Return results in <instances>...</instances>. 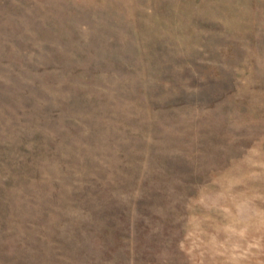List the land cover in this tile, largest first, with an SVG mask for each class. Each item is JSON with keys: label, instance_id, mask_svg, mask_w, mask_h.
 Returning a JSON list of instances; mask_svg holds the SVG:
<instances>
[{"label": "rangeland", "instance_id": "374dc122", "mask_svg": "<svg viewBox=\"0 0 264 264\" xmlns=\"http://www.w3.org/2000/svg\"><path fill=\"white\" fill-rule=\"evenodd\" d=\"M0 264H264V0H0Z\"/></svg>", "mask_w": 264, "mask_h": 264}]
</instances>
